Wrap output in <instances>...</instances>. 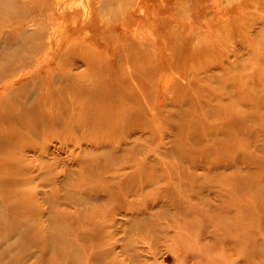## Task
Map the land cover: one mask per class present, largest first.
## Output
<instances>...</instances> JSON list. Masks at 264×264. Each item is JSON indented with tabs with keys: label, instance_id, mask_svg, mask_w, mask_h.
<instances>
[{
	"label": "rangeland",
	"instance_id": "obj_1",
	"mask_svg": "<svg viewBox=\"0 0 264 264\" xmlns=\"http://www.w3.org/2000/svg\"><path fill=\"white\" fill-rule=\"evenodd\" d=\"M122 2L0 0V64L29 56L7 38L21 37V22L46 43L24 74L31 101L0 85V129L14 131L7 115L22 106L103 121L102 100L118 88L112 109L137 124L123 138L97 128L98 145L87 133L26 151L41 210L18 228L9 213L0 264H264V0H141L132 23ZM50 208L68 212H56L57 227Z\"/></svg>",
	"mask_w": 264,
	"mask_h": 264
},
{
	"label": "bare ground",
	"instance_id": "obj_2",
	"mask_svg": "<svg viewBox=\"0 0 264 264\" xmlns=\"http://www.w3.org/2000/svg\"><path fill=\"white\" fill-rule=\"evenodd\" d=\"M140 2H141V0H123V2L121 4V9H122V13H124V14H122V16L123 15L125 16L124 18H125L126 22L132 23V21L135 20V18H133V16H135V11L137 9H139L138 7L140 5ZM61 3H59V4H61ZM87 3H88V1H87ZM72 4H73V2H72ZM75 6H76V4H75ZM59 9H60V7H59ZM70 9L71 8H69V10ZM141 11H143V10H141ZM119 13H120V11H119ZM196 13H197V11H196ZM28 26H30L29 21L24 22V23L23 22L19 23V27L17 28V30L20 32L22 31L20 33L21 37L16 38V37L8 36L7 38L10 39V42L13 44L19 43V44H21V46L23 45L21 48L22 49L26 48L30 53L29 56L21 54V51L20 52L17 51V52H15L14 55H11V56L8 55L9 57L4 55V57L7 58V60L5 63L0 64V85H2V87H4L3 91H5L6 89H9V88H13V89L18 88L22 92V96H24L21 98L23 100H25L26 102H28V100L33 96H30V93L27 92L28 90L26 89V86L28 85L29 82H28L27 76H25L24 74H26L27 72L29 73L28 69H30L33 66H37V64L40 63L41 56H37L34 54L37 53V51L39 49L43 48V50H44V48L46 47L45 46L46 45L45 35L42 33L38 34L37 36H34L32 34H28L29 31L28 32L26 31V28ZM87 34H88V32H87ZM89 36H91V35L89 34ZM197 36H199V35H197ZM196 38L197 37L193 38V40ZM21 39L23 41H21ZM48 41L50 42V39ZM140 42H141V40H140ZM144 44H147V43H145V42L142 43V45H144ZM49 46H50V44H49ZM73 46H74V44H73ZM36 49H38V50L36 51ZM5 50L6 49L2 48L0 50V52H4ZM79 77L85 78L81 74L79 75ZM66 80L70 83L69 78ZM115 85L117 86V83ZM69 86L71 87V85H69ZM78 87L80 88V86H78ZM76 88H77V86H76ZM75 91H76V89H75ZM119 93H120V88H118L116 90L112 89L111 97L105 96L104 100H102L105 103L104 104L105 106L103 109L111 111L107 116H104L103 121L90 120L89 114L87 112H85L84 114L83 113L81 114L82 120L79 119L81 121L69 119V118H66L67 112L63 108L58 110L57 113H56V111H54L55 118H51L48 113H46L45 115L40 114L37 111L35 106H31L29 109H26L24 106H22L23 112H21V117H20V115L16 114L14 111L10 112L9 113L10 115H7L9 118H18V124L16 127H13L12 130H14V131H12L10 133L7 131L8 127L6 125H3V127L0 129V153H5L8 151V149H10V151L16 150V152H11L7 155H4L3 157H0V196H2V197H0V235L9 231V230H14L12 225L8 224L7 217L9 215V213L12 214V216H14L16 218L12 222H17L18 224H14V225L16 228H18V225H21L20 223H22L23 220H26L28 218L33 219L34 217H32V216L35 215L36 212H39L41 210L39 204H32V201H33L32 194L34 193V187H32V185H31L32 184L31 180H33V178H32V175H33L32 161L27 160V157H26V151L27 150H29L30 152H33L34 155L37 153H43L46 149V145L44 146L42 144L45 142L48 143V140H50V138H52V137H57V138L61 139L62 137L63 138L73 137V136L76 137L79 134L83 135V134H87V133L89 134L88 139L91 140L94 145H98V142L93 138V132L97 128L104 129L106 126H111V134H113L116 137H122L123 138L125 135V132L127 130H131L133 127L137 126L133 117L129 116L127 113L125 114L122 111H114L112 109V108H115L116 106L123 105L122 104L123 97L119 98L118 97ZM234 100H235V98H234ZM29 101H31V100H29ZM81 103H82V101L81 102H74L72 105H67V106H72L73 108H76ZM34 109H36L35 113L32 111ZM118 109H120V108H116V110H118ZM108 111H103V113L107 114ZM69 112H70V110H69ZM111 115H113L116 118V120L113 123L112 122L108 123V121L110 122L111 120H114V118ZM19 118L21 119V123H19ZM107 118H109V119H107ZM85 120H87V121L85 122ZM145 125H146V123H145ZM105 135H106V133L104 135H102V137L105 138ZM43 149H44V151H42ZM103 152L98 153V154L97 153L96 154L95 153H89V154L86 153L85 157L88 159V164L85 166H88V168L91 169V167H93L96 164V162L99 158V155L105 154ZM111 160L113 161V159H111ZM262 172H264V170H262ZM140 176L146 177V175H144V173H141ZM83 179L85 180V177H83ZM83 182L86 184V186H89V187L92 186V184H89V182H87V181H83ZM68 184H69V186H72L71 181H68ZM95 188L96 187L91 188L89 190H95ZM63 189H64V187H63ZM122 190L123 189H121V191ZM146 192H147V190H146ZM54 196H56V195L53 194L52 196H49L48 197L49 199L47 198L48 201L49 202L52 201V198H54ZM65 196H67V195L66 194L63 195L64 200H65ZM86 197H87V195H86ZM89 197H88V199H89ZM6 199H7V202H6ZM94 199H95V196H94ZM90 200H91V197H90ZM50 203H52V202H50ZM56 205H57V203H56ZM75 205H77V204H75ZM83 205H84V202H83ZM92 205L96 206L95 203ZM19 206H23V209L21 212H19L17 210V207H19ZM88 208H92V207H89V205H88ZM52 210H53V208H50V211H52ZM96 210L97 209H93V211H96ZM56 212L60 213L59 215L62 214V217H64V216L68 217L67 211H56ZM56 212L53 210V212L50 213V218H51V221L54 224V226L56 223V219H55L56 214H58ZM48 214H49V212H48ZM48 214H46V215L48 216ZM167 215H168V213H167ZM143 217L145 219L144 215H143ZM5 218H6V220H5ZM139 219H142V218L138 217V221H139ZM48 220H49V218H48ZM48 222H50V221H48ZM134 222L135 221H133V224H134ZM136 222H137V220H136ZM141 222H143V221H141ZM5 224H7V225H5ZM40 224L41 223L34 221V227H36L37 232H38V230H41L40 228H42V226ZM143 224L145 225V223H143ZM132 226H129L128 229L129 228L131 229ZM55 227H57V226H55ZM142 227H140V228L142 229ZM47 228H49V227H47ZM144 228H146V227H144ZM52 229H54V228L52 227ZM139 229H138V231L140 232ZM132 230H133V228H132ZM54 231H50V233L54 232ZM58 231H59V229H58ZM132 232H134V231H132ZM132 232H131V235H132ZM40 234L42 236H44L42 233H40ZM48 235H49V232H48ZM36 237H37V235H36ZM48 239H50V241H51V238H45V242L50 243V241H48ZM35 240L38 242L37 239H35ZM35 240H34V242H35ZM52 241H53V239H52ZM55 245L56 244H54V246L52 245L53 250L55 248ZM26 246L29 247L28 243H26ZM48 248H49V246H48ZM70 248H72V247H70ZM49 250H50V252L52 251L51 249H49ZM63 253H64V249H63ZM70 257L72 260L75 261L76 258H74L73 254H71Z\"/></svg>",
	"mask_w": 264,
	"mask_h": 264
}]
</instances>
